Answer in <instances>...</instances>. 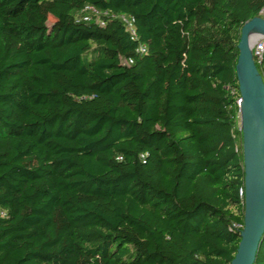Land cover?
Returning a JSON list of instances; mask_svg holds the SVG:
<instances>
[{
  "label": "trees",
  "instance_id": "1",
  "mask_svg": "<svg viewBox=\"0 0 264 264\" xmlns=\"http://www.w3.org/2000/svg\"><path fill=\"white\" fill-rule=\"evenodd\" d=\"M263 5L0 0V264H230L237 43Z\"/></svg>",
  "mask_w": 264,
  "mask_h": 264
},
{
  "label": "water",
  "instance_id": "2",
  "mask_svg": "<svg viewBox=\"0 0 264 264\" xmlns=\"http://www.w3.org/2000/svg\"><path fill=\"white\" fill-rule=\"evenodd\" d=\"M261 37L264 17H252L241 25L235 72L240 93L244 219L230 264H255L264 236V80L252 53Z\"/></svg>",
  "mask_w": 264,
  "mask_h": 264
},
{
  "label": "built area",
  "instance_id": "3",
  "mask_svg": "<svg viewBox=\"0 0 264 264\" xmlns=\"http://www.w3.org/2000/svg\"><path fill=\"white\" fill-rule=\"evenodd\" d=\"M83 12H86V14H84V16L82 17L83 20L88 21L90 15L89 14H93L94 16H99L100 14H102L100 11H98L97 9H95L92 6H85L83 9ZM260 16H264V5L262 6L260 12H259ZM122 22L125 25L126 30L130 33L131 39H136V31L134 29V25H133V20L124 16H120L119 17ZM100 25H103V22L100 21ZM146 47L144 45H140L138 48V51L140 53H144L146 51ZM252 53H253V58L255 60V62L258 64L261 62L263 54H264V37L259 38L253 48H252ZM129 63H132V60H129ZM6 215L5 210H1L0 209V217H4ZM235 227L237 229H242V225H235Z\"/></svg>",
  "mask_w": 264,
  "mask_h": 264
},
{
  "label": "rangeland",
  "instance_id": "4",
  "mask_svg": "<svg viewBox=\"0 0 264 264\" xmlns=\"http://www.w3.org/2000/svg\"><path fill=\"white\" fill-rule=\"evenodd\" d=\"M262 17H264V16H262ZM240 117H239V113L237 114V116H236V127L240 130Z\"/></svg>",
  "mask_w": 264,
  "mask_h": 264
}]
</instances>
